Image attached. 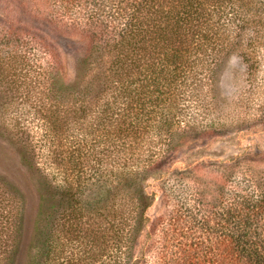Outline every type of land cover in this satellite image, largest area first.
Returning a JSON list of instances; mask_svg holds the SVG:
<instances>
[{"label":"trees","instance_id":"16d2710c","mask_svg":"<svg viewBox=\"0 0 264 264\" xmlns=\"http://www.w3.org/2000/svg\"><path fill=\"white\" fill-rule=\"evenodd\" d=\"M75 1L80 5L83 0ZM93 1L99 8L90 14L95 29L86 37L89 48L84 61L89 64L92 55L103 52L112 56L106 70L113 78L94 98L70 102L77 115L74 124L85 133L76 137L72 124L64 122L68 131L53 140L58 165V184L53 188L69 220L87 216L109 223L102 235L90 241L95 245L103 237L108 250L106 255H88L89 230L81 228L77 245L84 250L80 255L72 252L68 264L86 260L146 264V257L138 261L133 257L139 232L161 222V238L155 244L159 247L149 244L145 251V255L153 252L159 264H264V194L248 180L232 179L223 189V176L218 177L219 186L203 188L197 199L188 194L189 187L179 204L160 184L167 190L162 193L167 210L154 221L147 211L155 194L144 187L152 171L166 160L154 150L164 145L161 133L173 132L176 124L187 121L183 103L191 98L198 105L195 93L202 87L200 81L212 78L219 57L235 45L250 57L251 43L244 42L245 33L243 37L240 33L262 23L264 0ZM52 3L57 10L68 3L71 9L65 12L74 11L73 0ZM59 96L58 91L52 96V115L65 106ZM54 241L50 239L44 258L34 264L54 263L52 244L71 246L70 240Z\"/></svg>","mask_w":264,"mask_h":264},{"label":"rangeland","instance_id":"374dc122","mask_svg":"<svg viewBox=\"0 0 264 264\" xmlns=\"http://www.w3.org/2000/svg\"><path fill=\"white\" fill-rule=\"evenodd\" d=\"M73 1L74 11L66 13L71 9L68 3L57 10L52 0H0L1 264L39 262L53 237L54 242L70 240L71 246L52 244L53 264H68L72 252L80 255L84 250L77 245L79 233L84 232L81 228L89 230L85 234L88 255H106L108 250L103 237L95 245L90 241L102 235L109 223L87 216L69 220L53 188L58 184L53 140L68 131L64 122L72 124L76 137L85 133L74 124L77 115L71 112L70 102L94 98L113 78L106 70L112 56L103 52L92 55L89 64L84 61L89 48L86 37L95 29L90 14L99 6L93 0L80 5ZM243 34L244 42L251 43L250 57L236 45L228 49L213 66L212 78L200 81L202 87L195 93L198 105L191 98L183 103L187 121L176 124L173 132L164 129L159 136L164 145L154 150L166 160L144 183L148 194H155L147 211L151 221L167 210L162 194L167 190L160 184L171 190L176 204L182 202L187 188L197 199L203 188L218 187L216 178L222 176L223 189L228 181L244 178L264 194V20L251 24ZM56 91L65 106L52 115ZM162 227L161 222L139 232L135 260L146 257V264L158 262L153 252L145 255V251L149 244L159 247L155 244Z\"/></svg>","mask_w":264,"mask_h":264}]
</instances>
